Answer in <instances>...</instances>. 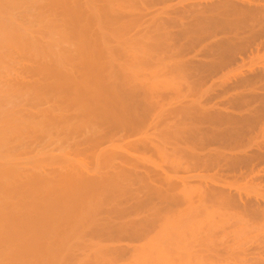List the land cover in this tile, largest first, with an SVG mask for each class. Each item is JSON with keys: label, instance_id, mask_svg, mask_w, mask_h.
I'll list each match as a JSON object with an SVG mask.
<instances>
[{"label": "bare ground", "instance_id": "obj_1", "mask_svg": "<svg viewBox=\"0 0 264 264\" xmlns=\"http://www.w3.org/2000/svg\"><path fill=\"white\" fill-rule=\"evenodd\" d=\"M30 1H32V0H30ZM35 1H34V3L37 4L38 0H35ZM41 1H43V0H41ZM41 1L39 0L40 3H41ZM45 1L46 0L43 1L44 5L42 4V6H40L41 5L40 4L39 6H40V8L43 7V9H41V11H45L43 13H45L47 15V18H44V17H46L45 14H44V17L40 16V14L42 15L43 13H41V11L39 10L40 8L36 6L35 8H38L37 11L39 10L40 14H39V12H38V14H36L37 15L36 19L35 18L33 19V17H36L35 13H34L33 17L31 16V15H33V13L30 14V16L32 17V19H31L30 16L28 15L29 13H26L27 14L26 18H28V17L30 18L29 20H27V19H25V16L23 17V14H24L23 12H25V10L28 11V9H30L29 7H31V9H33V7H34L33 2H32V4H30L29 0H0V54L2 53L0 55V71H1V66H2V69L5 68L4 71L7 69L5 73L11 72L10 69H13L12 68L13 66L12 67L10 66L11 65V64H9L10 61H11L10 63H12V61H14V62L18 61L17 63H19V61H22L21 58H20L21 60H18L19 56L24 58V56L27 57L28 54H30L29 57L32 58V59L30 58L31 59L30 60L31 62L29 63L30 67L28 65L29 68L23 69L24 75H26L27 77H28V75L29 76L31 75V77L38 76L37 80L35 79L36 80L35 82H30V84H28L29 83L28 82L25 85L23 82H25V79L27 77L25 78L23 73H21V75H20L18 73L19 71H15L13 69L14 76L10 75V77L8 76V79H7L9 81V83L4 81L5 78L3 79V75H2V73L4 74L3 70L1 71L2 73H0V78L3 79V81L1 83H4V82L6 83V85L4 87L0 88V105H2V107L0 106V109L8 106V107L2 109L4 111V113L2 110L0 111V116H1L0 117V160H1V162H0V189H2V190L10 189V192L12 193V194L10 193V195L20 196V197H22L24 195L27 196V193L28 194L31 193V195L32 194L37 195L41 192L45 193L46 191H48V192H51V195L47 192L49 194L48 198H49L50 202H51V197L55 194V192L53 193V191L58 192L59 190H62V191L63 190H68V191L71 190L70 193H73V194H71V195H74L73 197L71 195L68 196L69 195L68 194L67 198H65L63 200V198L67 194L66 193L65 195H63L64 196L63 198L61 197V199L63 200V203L60 199V201H61L60 205H61V203L63 205L65 204L64 205L65 208L62 206H59L58 205L59 202L57 203V201H56L57 204L54 203L53 200H52L53 203L47 202L46 206L49 207V205H50L51 206L50 209L52 211L54 210V208H55V211L61 210V212H62V210H63V212H62L63 214H64V209H67L68 214H67L66 218L69 220H72V217H70V216L74 215L72 213L73 210L75 213L76 208H77V210H79L81 208H82L81 210H83L85 208V209H87V214H89L88 211L91 212L90 216H87L89 218V220L87 218V220L84 219V221L83 220L81 221V219H82L81 216H80L81 219L79 217V219L76 218L75 220L78 219L77 222L79 221V223L81 225L84 223L85 226H87V224L85 222H89V224H88L89 227H90V225H91V227L94 224L97 225L96 223L98 222L97 220H99L98 219L99 217L98 218H95V217L98 216L97 215L98 212L100 213V211H99L101 209L100 203H104L108 206H111V209L108 212H105V214L106 213L109 215L113 214V216L118 215V216H121L122 218H125L126 216H129V214H132V213L135 214V212L139 208H144V207L146 208L147 206H151V209H149V212H147L148 214H147L146 219H144L143 221L132 222V223L130 222L131 224L128 222L130 225L129 224H126V225L123 224V226L121 225V223H120V226L119 225L116 226L117 224H115L116 227H114V226L112 227L113 232L112 233L110 232V235L112 234L111 237H113V234L115 235V233H116L115 236H118L117 234H119L121 238H124V237L130 238V239L133 238L134 240H137L138 238H142V240H143V239H146L149 236V234H151V232L156 227H161V229L156 234H154L152 238H151V235L149 236L150 238L149 237L147 238V239H149V240H147L148 243L147 242H145L146 244L144 243L146 246L144 245V247H143V245H142L141 246L142 248L139 247L140 249L138 248V250L134 249L135 253H131V254H135L134 256L133 255L131 256V257H133V260L131 261V259H129L131 261L130 263H132V264H138L139 262H140V264L145 263V262H141L139 260V258H142V257L144 258V256H145V258L152 260L150 262V264H152V263L153 264H174L173 262H175V264H178V263H180V264H251L252 260H254V264L258 263L259 259L257 257H254L255 254H250V253L248 254V252H247L248 250L246 251V248H245L248 242L245 241L244 238H246L248 236L245 237L244 233H246V231H247L246 227H245L246 224L250 222V221L249 222H246V221H248L247 219L250 217L249 215H251V213H252V212L250 213V207H251L250 204L251 203L244 201V199H242L243 196L241 195V193H239L238 196H234V195L230 194L229 192H226L224 190V188L222 189V188H218V186H217V188L212 186V184L215 183L218 178L221 177V179H222V176L217 174L218 176H220V177H217L216 173H218V171L216 173H213V174H208V171H210L212 168H214L215 161L218 158L223 157L224 155L222 156L221 150L218 148H212L209 150H202L201 144H199L200 142H198L197 144L195 143V139L197 137L200 140V136H198L199 131L197 132L198 128L196 129L194 127L195 128V130H194L191 127L189 129V127H188L189 130L185 131V129H187V128L183 127V124H182L183 121H181V119H182V117L184 118V116H182L184 113H182V111H185L184 107H186V106L183 107L181 105L183 107V109L181 108V106H177L178 108L180 107L178 109L175 105L176 104L178 105L177 99L184 100V98L187 97V94H185L186 97L182 98V96H184L182 94L184 92L183 87L186 84L181 83V82L175 83L178 81V80H176V78H175V81L173 79L172 80L169 79L170 77L168 78L167 76H169L170 74L168 75L167 73L163 72L164 70H162V68H164V66H163L164 64L163 65L161 64L162 61H160L161 63H159V65L161 64L163 66L161 68L162 72L159 76L162 77L163 74L164 75L166 74V76L163 75L162 80L157 75L158 79L153 81V82L151 81L152 83H150L149 79H148L149 83H147L148 82L147 80H146L147 82L146 81L144 82L143 79H145L147 77V74H145L144 76L142 74V76L144 78L140 80L139 77H142V76L141 75L137 76L136 74H134V73H136V71L134 69L136 68L137 64H138L139 68L140 67L144 68V66H146L147 62H145V61H147L146 59L148 56L147 46H145L146 50L144 47V51H146L145 53L147 55L146 56L144 52L143 53L141 52L143 50L142 49L143 46L141 47V45L139 46L141 48V51L139 50L140 48L138 50H139L140 54L141 53L143 54V57L145 59L141 56L142 54L139 55L140 58L142 57L141 60H143V61L139 60L140 61L139 62L138 60H136V62H139V63H136L135 68L133 69L135 71L133 73L134 76H132L133 74L131 71H133V70L130 69V67L132 68V65L129 66V64L131 62L132 63L134 62L135 57H136V59L139 58L138 57L139 52L137 51V49L131 50V47H130V49L128 50L130 52H127V51H125L126 49L124 48L127 44L124 43L125 46L123 48L125 49L124 50L125 52L123 51L122 47L120 48L121 50L120 49L116 50V48L115 49L113 48V50L111 48H109V49L107 48V50L105 49L104 51H102L101 49L105 48V46H104V48L102 47V44L104 43V39L103 40L101 39V38H104L102 36L99 37L101 40L99 39L100 41L98 42L101 45V46L99 45V48H101V47L102 48L100 49V51H98L99 48L97 46L96 50L98 52L97 51L94 52L95 54H93V55L96 57L98 56L99 58H101V56H103V58H104V56H105V58H107L108 61H109V59L111 60V58H113L115 56L118 57L117 55H119L118 58L120 59V61H121V56H123L122 57L123 62L125 59V60H127V62H129V64L127 63V65H125V67H120L121 69L119 68L120 72L122 71L121 74H119V70H117L118 72L115 73L114 75L103 74V72H102L103 70L100 67L101 73L98 71L97 74H94L92 76L89 75L88 76L89 78L86 79L85 81H83L84 79L80 78L83 81V82H81L80 79H78L76 76L77 75L79 76L81 73L85 74V73H83V71L85 69L87 71V68L92 67V69H93V64H92L93 62H90V61H93V59H92L93 57L91 58L92 60L89 61V64H92V66L89 67L87 65L88 59L87 58L84 59V57H85L84 55L82 58L80 56V58H81L80 59V65L81 66H80L79 64L74 62L76 59H74L70 55L67 56L65 54V52L68 51V54H70L72 52V51L70 52L68 50V48L71 49V47H72V46L71 47L69 46V43H70L71 39H72V43H73V39H75V37L72 38L73 35L69 36V34H71V33L73 34V32H74V36H75V35H77L78 32H82V35H84L83 31L80 28L81 31H78L76 33L77 28L75 26L76 29H74L73 32H71V33L68 32V36H66L67 34H66V28H65V30L64 29L63 30L65 31L66 35H65V37H63V36L58 35L59 34L58 29L56 30L55 28H57L58 26L60 27L61 25H64L66 27L67 25L70 24L69 28L71 27L73 29V26L75 24H77L76 22H79L81 20H85V21L87 20V18H88L87 17L88 16L87 11L89 9L87 10V5L85 3H84V5H86V6L79 7V5L77 4L78 0H67V1L66 0H54V3L52 2V0H47V2H45ZM49 1H51L53 4L50 3ZM103 1H105V0H103ZM112 1H109V3H107L106 6L109 4L108 7L110 8V5L113 4ZM119 1H121V0L115 1L114 5L115 6L121 5V2H120V4L119 3L116 4V2H119ZM123 1H124V3L126 2L125 4L127 5V7L130 6V8L128 9L130 11V9L131 10H133L135 8L137 9L139 7L138 6L139 4L141 7V4H143L144 0H142V3L139 0V2H140L139 4L137 2L138 0H136V1L135 0H122V2ZM145 1L147 2V0H145ZM148 1L149 2H147V3H148V6L150 7V10H149L150 12L147 11V9H149L148 6H147L146 10H142L141 12L146 13V11H147V13L150 14L151 12L153 13L154 9L151 8L150 0H148ZM155 1L158 2V0H154L152 4L156 3ZM159 1L161 2L163 0H159ZM110 2H112V3L110 4ZM219 2H220V0H219ZM230 2H232V0H224V4L221 7L208 5V7H206V14H208V16L211 18H214V15L219 16V17L224 16V17L230 18V16L233 13H238L237 11L235 12L236 9L235 10L230 9V7L232 6V5H230ZM45 3L46 4L48 3V4L45 5ZM234 3H235V1H234ZM23 4L25 5V7ZM125 4H123L124 8H125ZM146 4H144V9H145ZM21 5L24 8L22 10H20ZM167 5L164 6V10L165 9L167 10V8L169 7V4H167ZM183 5H184V3H183ZM183 5L181 4V6H183ZM114 7H112V8H114ZM132 7H133V9H132ZM170 7H172V6H170ZM243 7H245V6H243ZM50 8L51 9L53 8L52 12L54 9H58V10H60L58 12H61V9H62L63 13L61 12V14H59V20H58V17H56V16H54V18H49V15L51 17H53L52 14H48L51 12ZM104 8H105V4L103 6V9ZM112 8H110L109 11L107 8V11L110 13ZM118 8H120V6ZM16 9H18V11H16ZM121 9H123L122 5H121V8L118 10V12H120ZM138 9L136 11L133 10L134 15L141 14V12L138 13ZM182 9H184V8H182ZM13 10L15 11V13H13ZM48 10H49V12H48ZM126 10H127V8H125V11ZM151 10H153V11H151ZM168 10H169V8H168ZM33 11H36V10L33 9ZM95 11H96V9H95ZM133 11L131 12V14L133 13ZM165 11L162 12V9L160 10V12H162V13H165ZM248 11H249V9H247L245 12H248ZM250 11H252V9ZM250 11L248 12V14H250V13L253 14V12H250ZM17 12L18 13L21 12L22 15L18 16ZM108 12H107V14H108ZM121 12L123 13L122 10H121ZM135 12H137V13L135 14ZM115 13H116V11H115ZM128 13L125 12L124 16L125 15L128 16ZM152 13H151V16H152ZM162 13L161 14L159 13L160 15L155 16V14H156V12H155V14L153 13L154 14L153 17L154 18L156 17L157 18L156 20H158V19L160 20L159 16H163ZM186 13H187V11H186ZM15 14H16V17L18 16V19L15 17ZM63 14L64 15L66 14V15L63 16ZM131 14L129 16H131ZM146 14H144L143 16L139 15L138 17H140V18L142 17V20H143V18H146L148 16V14L147 15ZM60 15L63 16L62 17L63 19H61ZM102 15H103V13H102ZM116 15H118L116 17H118L119 19H121V17H123L121 20L124 19L123 14H116ZM119 15H121V17H119ZM134 15H133V21H132V19L131 20L129 19L132 22L131 23L129 21L130 22V25H128L129 27L127 25H125L126 23L122 22V24L124 23V25H125V27L122 28L123 32H125V31L128 32L131 30V32L133 33L134 30H132V29L134 28L135 25L138 27L137 24H139L138 29L140 30V27H141L140 23L142 20L139 21V19H137V17L135 19ZM164 15H166V13ZM22 17L24 20H27V24L30 23V24H32V26L30 24H29V26H27L25 21H23L24 22V24H23ZM64 17H66V18H64ZM243 17L244 18L246 17L245 13H244ZM206 18H207V16H206ZM237 18L238 17L236 16V19ZM239 18H238V20H239ZM151 19H153V18L151 17ZM181 19H182V17L180 18V21H181ZM18 20H20L21 23ZM33 20H36V21L38 20V22H35L36 25L37 24L39 25L38 28H37L38 25L36 26L34 23H32V22H34ZM96 20H98V19L96 18ZM111 20L115 21L114 17H113V19L111 18ZM209 20L211 21V19H209ZM234 20H233V22H234ZM100 21H99V23H100ZM151 21H153V20H151ZM129 22H128V24H129ZM134 22H135V24H134ZM181 22H183V21H181ZM225 22H227V21H225ZM42 23H43V25H41ZM86 23L88 24V22H86ZM86 23L84 22V30L87 29ZM95 23L97 24V21ZM95 23L93 24L94 26H95ZM33 25H34V27H33ZM88 25L90 26V22ZM256 25H257V23H256ZM30 26L32 28H35V29L37 28L36 30L38 31V33H39V31H41L40 34H43V31H44V33L47 32V34L52 36V35H55V32H56L57 41H55V37H54V40L51 38L54 42L50 41L49 43H46L45 44L46 46H45L43 44V41L41 40V38H43V40H44V37L46 36V34L43 37L41 35V38H40V40L42 41L41 42L38 38L39 36L37 37V35H36V37H34V35H35V33H37V31L35 29L34 30L31 29ZM104 26H106V24ZM136 26H135V28H136ZM25 27H27L28 29H26ZM61 27H63V26H61ZM23 28H24V30H22ZM29 28L31 29V31L29 30ZM71 28L69 30H71ZM90 28L92 29V27H90ZM90 28H88V31ZM128 28L130 30H128ZM142 28H141V32H139L141 36H142V33H144V30L142 32ZM123 29H125V30H123ZM145 29L148 30V28H145ZM149 29H150L149 34H148V32H146L143 35L145 37H147L146 35L148 34V39H151L152 36H150V35L156 36V33L152 34V32L154 30L153 27L149 28ZM156 29H157V27H156ZM69 30H67V31H69ZM23 31H25V32H23ZM96 31H97V29H96ZM118 31H119V29H118ZM136 32H137V30H136ZM154 32H156V31L154 30ZM90 33L91 32L89 31V34ZM119 33L122 34L121 31ZM139 33L135 34L136 37H137V35L139 36ZM160 33H162L161 29H157V35ZM89 34H86V36ZM92 35H94V34H92ZM122 35H124V33ZM135 35H133L132 38L129 37L130 39H128V40L130 42L134 41V39H136L135 40L136 42L140 41V40H137ZM58 36H60V37H58ZM144 36H143V38H144ZM94 37H96V35ZM162 37H164V36H162ZM126 39L127 38H125L124 40H126ZM46 40H48V39H46ZM93 40H98V39L96 38ZM74 41H77V40H74ZM38 42H41L42 45H44L45 47L41 46ZM44 42H45V40H44ZM90 42H91V40H90ZM93 42L95 44V41H93ZM140 42H138V43H140ZM146 42L144 45H146ZM75 43H78V42H75ZM75 43H73L71 45H74ZM82 43H84L83 40H82ZM109 43H110V41H109ZM167 43H169V42H167ZM38 44L40 45V47H43V49H40ZM62 44H63V46H62ZM94 44H93V46H94ZM60 45H61V48L59 47ZM108 45L109 44H107L106 47H109ZM93 46H91V47H93ZM149 46H151V45L149 44ZM149 46H148V51L150 54L151 49L149 48ZM38 47H39L38 52H36L35 50H37ZM85 47H87V46H84V48ZM126 47H127V49L129 48L128 46H126ZM152 47L153 46H151V48ZM51 48H54L55 50H51ZM134 48H135V46H134ZM9 49H11L12 51ZM75 49H77V51L79 53L84 51L83 48H81L80 46H79V48H75ZM81 49L83 51H81ZM32 50H33V52H32ZM115 50H116V52H115ZM175 50H177V49H175ZM175 50L173 52H175ZM10 51H11V53H10ZM107 51H111V52L113 51L114 53H110V55L107 54V56L109 55L108 57L112 56V54H113V57H110L108 59V57L105 54V53H107ZM119 51H122L121 53H125V54H121ZM14 52H17L16 53L17 55L19 53L18 57L16 56L14 58V56H13V55H15ZM32 53H33L34 57L31 56ZM75 53H77V52H75ZM164 53H166V52H164ZM179 53H180V51H179ZM179 53H177V54H179ZM84 54H86L85 51H84ZM136 54H137V56H136ZM93 55H90V56H93ZM159 55H163V54H159ZM157 56H158V54H157ZM174 56H176V55H174ZM87 57H89V56H87ZM126 57L131 58L132 59L131 62H130V59L128 61V58H126ZM150 57H152V55H150L148 58L149 59V61L147 63V64H149L148 67L156 64V60H154L155 62L153 60H151V62L152 61L153 62H152V64H150ZM40 58H42V59H40ZM133 58H134V60H133ZM27 60L29 61V58ZM116 60H117V58H116ZM7 61H8V63L6 66L5 63ZM24 61H22V62L24 63ZM72 61H73L72 67L74 66L73 64L75 63L76 66L77 65L80 66L81 72L79 71L80 68L78 66H77L78 69L76 68V66H74V68H71L70 62H72ZM113 61H114V59L111 61V63H113ZM2 62H3V64H2ZM22 62H21V64H22ZM27 63L28 62L26 61V65H27ZM115 63L116 62L114 61V64H112V65L114 66V69H116V68L118 69L119 65L117 67L116 66L117 64H115ZM124 63H126V61ZM102 64H103V62H102ZM104 64H105V62H104ZM120 64H121V62H120ZM12 65H13V63H12ZM108 65L110 66V62L107 63V66ZM102 66L104 67L105 65H102ZM127 66H129V68H126ZM100 68L98 65L96 70L94 69V73H95V71H97V69L100 70ZM109 68L106 69V71L109 70ZM122 68L124 69L125 72H123ZM158 68L160 69V66L159 67L155 66V69L157 70V72H160L161 70H159ZM177 68H178V66H177ZM111 69H112V71L114 70L112 67H111ZM166 69H165V71H166ZM126 70H128V71H126ZM129 70H131L130 71L131 75L128 74ZM153 70H154V68H153ZM20 71L23 72L21 69H20ZM90 71H92V70H89V73H90ZM109 72H111V71H109ZM15 73H16V76H15ZM75 73H76V75H75ZM87 73H88V71H87ZM98 73H100L101 75ZM172 73H174V71ZM151 74L154 76L155 72H154V74L153 73H151ZM148 75H150V74H148ZM150 76H148V78H150ZM5 77H6V75H5ZM11 77L12 78L14 77L13 81H16L14 84H12L13 81L10 82L11 80H9V79H11ZM15 77H18L19 79H21V81H17V79ZM136 77H138V78H136ZM164 77H167V78L165 79ZM171 78H173V76ZM23 79H24V81H22ZM50 80H54V83H52V82L49 83L48 81H50ZM16 86L19 88L22 87L21 89L24 92L23 93L21 92V93L23 95L26 94V96L23 97V99L24 98L26 99V100H24L25 102H28L30 97L32 99H34V101L37 100V104H39L40 101L42 102V99L47 101V100L53 98V100L59 99L58 101L61 102V106L59 107V109H57L58 105H59L58 104L57 107L55 108V110H50L51 109L50 108L49 110L38 111L37 108L40 105L37 106V104H33V105H36L37 107L33 108L30 112L28 110L25 111L26 108H22L21 107L22 104L21 105L18 104V107H12V106H17L19 99L22 98V96H21L22 94L21 95H18V93L13 94V95L10 94V93L16 92L15 91ZM166 87L168 89H165ZM186 87L188 88V90H187L188 93L190 91L192 93V91L194 90V86L192 88V86L186 85ZM169 89L172 90L173 96H169V98H167L168 96L165 97L164 93H166L167 91L169 93ZM189 89H190V91H189ZM4 91H7L8 93L10 92V93L8 94ZM135 91H137V93H138V91H141L138 93V94H141V96H143V94H144L142 100H141V96L139 98L138 97L139 95L134 94ZM195 92L198 93V90H195ZM195 92H194V94H195ZM170 93H171V91H170ZM7 94L9 95V97ZM3 95H4V97H3ZM14 95H15V98L16 97H20V98H18V99L16 98V101L14 102V103L17 102L16 105L15 104L11 105V110L7 111V109L9 108V105L11 104L10 101L13 103V101L15 100L14 99L12 101V99H10V96L12 97ZM135 95L137 96L136 101H138L140 99L139 102L141 101V103L144 105L142 108H141V106L139 107L140 110L142 109L140 112L136 111L138 109V107H136V110L134 109L135 105L133 104V102H135V99L133 98V101L131 100L132 96L135 97ZM174 95H175V97H174ZM179 96L181 98H179ZM170 97H172V98H170ZM8 99H10V101ZM2 102L4 104H2ZM139 102H136V105L138 104V106H139L140 105ZM6 104H9V105H6ZM165 104H167L168 107L164 109ZM19 105L24 110L23 111L24 113L18 112V111H20ZM189 105H190V103H189ZM191 105H192V103H191ZM193 106L195 107V102L192 105V107ZM23 107H25V106H23ZM18 108H19V110H18ZM22 109H21V111H22ZM138 111H139V109H138ZM25 112H26V114H25ZM39 114L42 117V119L40 118L41 119L40 121L38 119V117H40ZM179 117H181V119ZM18 118H20L22 120V122H20L21 120ZM17 120H19V121H17ZM5 123L8 125L7 127H5L6 126ZM52 130H54L55 133H52L51 132ZM50 132H51L50 138H48L49 135L47 136V134H49ZM195 132L197 133V135H195ZM184 133L185 134L188 133L189 136L191 134H194L197 137H194L192 135L194 137V141H192L193 139H191V140L189 139L190 140V142H189V140L185 141V139H184L185 143H183V142H181V140L184 136ZM23 136H25V137H23ZM45 136L47 137V139H49L48 140L49 143H47V144H51L52 142L53 143L57 142L58 146L61 148L63 141L72 140L75 142V143H73L74 148L72 150L67 148L69 155H68V153H66L67 152L66 149H63V147H62V149H61L62 151L57 155H55L54 153H53L54 155L53 154H46V152H45L43 155H39V156L36 155L34 157H31V158L26 157L24 160L21 158L16 159L17 157H15V155L18 152L20 153V155L23 154V153L21 154V151H23V150H24L23 152H25V153L28 152L26 145L30 141L29 139H31V140L32 139H39V140L42 139L43 140V138L45 139ZM7 137H11L12 141H11V139H9V141L8 142L6 141L7 142L6 143L5 140L8 139ZM15 137L16 138L18 137V139H19V137H20V139L23 137V139H25V140L28 139V141L26 140L25 146H24L23 145L24 144L23 139H22V144L20 143L21 142L20 139L19 140L16 139L15 141L18 142V143H16V146L18 145V147H19V145H20V147H21V145H22L21 151L20 150L18 151L16 149V147L13 146L12 151H10V153H9L7 147L15 145L13 142ZM184 137H187V136H184ZM130 138H133V139H130ZM199 140H196V142ZM191 141H192V143H191ZM105 143H109V146L108 147L105 146V148H101V145L105 144ZM11 148L12 147H10V149ZM14 148H15V150H14ZM65 148H66V146H65ZM4 149H7L6 150V151H8L7 154H5L6 151ZM13 150H14V152H13ZM44 150H45V148H44ZM2 151H3V153L5 152L4 154L6 155L7 159L9 157L8 160H6L5 156H3L4 154L3 155L1 154ZM11 152H13V153L11 154ZM8 153H9V156H8ZM10 155H12V156L10 157ZM17 156H19V154H17ZM2 160H4V161H2ZM220 160H221V158H220ZM3 162H5V163H3ZM217 162H216V164H217ZM162 164L168 166V171H166L162 168ZM26 168L28 169L27 173L28 172L29 173L28 174L26 173V176H25V174L23 175L21 172ZM182 169L188 171L189 173L192 171H195V170L198 172H197V174H191V175H188L186 177H178L177 173ZM140 170H144V173H143V171H141L143 173V174H141ZM203 171L206 173H201ZM22 176H24V177H22ZM132 186H136L137 189L133 190ZM235 190H237V189H235ZM240 191H241V189H240ZM257 195H258V193H257ZM14 196L11 198L12 200L13 199L15 200ZM261 196H259V197H261ZM68 197H70V198L72 197V202L70 201L71 205L67 204V202H69V200H70V198H68ZM34 198H35V200H34ZM34 198H33V200H34L33 203L35 202L34 203L35 206H36V204L37 205L43 204V203L46 204L47 199L45 200V197L43 199L40 198L39 202H38V200H36L37 197H34ZM262 198H264V196H262ZM43 200H45V201H43ZM6 201H7L6 198H4L2 200L0 198V204H2L3 202H6ZM248 201H250V200L248 199ZM254 203H255V201H254ZM178 204H181V205L183 204L185 206L184 210L182 209V212H180V213L183 214V212H188V213H190V215L184 216L182 214H179L177 217H172V215H170V214L173 212L174 207ZM57 205L59 206L58 210L56 209L58 207ZM29 206H30V204H29ZM53 206H54V208H53ZM99 206H100V209H99ZM161 206H166V207L162 209ZM61 207H62V209H61ZM85 209H84V211H85ZM2 212H3V210H2ZM4 212H5V210H4ZM69 214H70V216H69ZM95 214L97 216H95ZM259 214H261V213H259ZM64 215L66 216V212ZM77 215L78 214H76V217H77ZM176 215H177V213H176ZM217 216H218V219H216ZM13 217H14V215H13ZM108 217H110V216H108ZM200 217L202 218L203 222L207 221L206 222L207 224L205 223L206 226L203 227L204 224L200 222V220H201ZM213 218H215V221L213 220ZM182 219H184L185 221H183ZM192 219L198 220L201 223V225L199 224L197 227L198 232L202 231V228H203V230L212 231L211 234H209V235L207 234L206 236L201 237L202 239L201 238H198L199 240L197 239L198 240L197 245L199 244L200 249L197 248V245L195 243L197 240H194V236L196 235L195 233H198L197 231H195V233H193V231H194V229H196V227L193 229L194 226H192L193 231L190 230L192 232L191 234L193 236L187 235L188 233H186L183 236L186 229H185V231L183 230V232H182L183 234L181 233V230H180L181 227L189 224L188 221L191 222ZM231 219L232 220L234 219L235 220L234 223H237V224H234L235 225L234 229H235L236 233L238 231V234H236L237 235L236 236L234 233L236 238L235 239L233 238L232 243L227 244V242H228L227 240H230V238H226L225 240H224V238L227 236V233H229L230 231L226 232V233L222 232L223 234H221V236H220L222 238H220L218 236L219 234L216 235V233H214V231L216 229H218V226L221 227V225H222V223H224V221H226V220L231 221ZM106 220H107L106 223L108 224L109 220L108 219H106ZM177 220H179L180 222L183 221V222H185V224L184 223L180 224V225H182L180 228H179V226H177V229L175 227L173 229L172 226H174V225H172V226H170V225L172 223H175ZM216 220H217V222H216ZM220 220H221V222H219ZM222 220H223V222H222ZM249 220H251V219L249 218ZM101 221H100V224H101ZM213 221H214V223H216L215 225H213L214 224ZM186 222H187V224H186ZM219 223H221V224H219ZM95 225H94V227H95ZM111 225H112L111 222H110V226L105 225V222H104L105 227L109 226L111 228ZM168 226L171 228H168ZM200 226H202V227H200ZM215 226H217V227H215ZM79 227H80V225H79ZM79 227L77 226V229ZM96 227L94 229H96ZM248 227H250V226H248ZM183 228H185V227H183ZM252 228H253V226H252ZM221 229H223V228H221ZM231 230H232V232L234 231L233 226H232ZM243 231H245V232H243ZM104 232L106 233V231H104L102 229L99 231L97 230V234L98 235L100 234V236H101V234H103V236H104ZM179 232H180V234H179ZM72 233H74V232H72ZM72 233L70 232V233H68V235L69 236L71 235V237H74L75 235H77L76 231H75V233H76L75 235L74 234L72 235ZM79 233L80 234H78V235L80 237H81V235L83 236V233L81 234L80 230H79ZM242 233L244 235H242ZM97 234H96V236H97ZM108 234H109V232H108ZM108 234L105 236L107 237ZM189 234H190V232H189ZM205 234H206V232H205ZM79 236L78 237L75 236L74 238L79 240ZM185 236L189 237L190 242H191V239L194 240L195 244L193 243V246L191 244L188 246V243H189L188 240L189 239L187 238L188 239L187 240L185 238ZM216 236H218V237H216ZM223 236H224V238H223ZM86 237H87V235H86ZM93 237H95V235ZM93 237H92V239H93ZM84 238H85V235H84ZM81 239H83V238L81 237ZM184 239L186 240V242H188L187 245L185 244ZM200 241H201V243H200ZM89 245L94 246L92 244V242H90ZM195 245H196L197 250H201L200 253L198 252L199 254L193 253V251H194L193 249H194ZM97 248L98 247L94 246V249L96 250V252H97V250L99 252L101 249L100 248L97 249ZM93 252L96 254L95 251H93ZM195 252H196V250H195ZM7 254H8V252H7ZM97 256H98V254H97ZM97 256L95 255L94 258H96ZM122 257H123V255H122ZM97 260L98 259L96 258V262H98ZM124 261H123V263H124ZM112 262H114V261H112ZM115 263H116V261H115ZM107 264H112V263L107 262ZM127 264H128V262H127ZM145 264H147V263H145Z\"/></svg>", "mask_w": 264, "mask_h": 264}, {"label": "rangeland", "instance_id": "obj_2", "mask_svg": "<svg viewBox=\"0 0 264 264\" xmlns=\"http://www.w3.org/2000/svg\"><path fill=\"white\" fill-rule=\"evenodd\" d=\"M34 1L35 0H32V1L29 0V3L32 4V2L34 3ZM43 1H41V3H40L38 0L37 4L34 3L33 9H35L36 11H33V9H31V7H29L31 10L30 9H28V11L25 10V12H23L25 14V15L23 14V17L25 16V19L29 20L30 18L32 19V17L34 16V13H35V15L38 14V12L40 14L41 9H43V7L40 8V6H42V4L44 5ZM109 1H112V0H105V1H103V0H98V1L97 0H81V1L78 0L77 4L79 5V7H81V6L83 7V6L87 5V10L89 9L88 10L89 12L87 11V15H88L87 20L86 21L81 20L79 22H76L77 24H75L73 26V29L70 27L71 30H69L70 24L67 25L66 27L64 25H61L63 27L58 26L57 28H55L56 30L58 29V33H59L58 35L63 36V37H65L66 34H67L66 36H68V32L71 33L76 28L77 29L79 28L78 30L76 29V33L78 31H81L80 28L83 31L84 35H82V32H78L77 35H75V36H74V32H73V34L72 33L69 34V36L73 35L72 38L75 37V39H73V43H75V42H78V43H75L76 45L75 44L71 45V44H73L72 39H71L69 46L70 47L72 46L73 48L72 47H71V49L68 48V50L70 52L71 51L72 52L70 54H68V51H66L65 54L67 56L70 55L71 57L76 59L74 62L79 64V65H80V59L84 55L85 56L84 59H86V58L88 59L87 65L90 67L93 64V69H92V67L87 68L88 73L85 69L83 71V73H85V74L81 73L79 76L77 75L76 77L78 79H80V78L84 79L83 81H85L86 79L89 78L88 77L89 75L92 76L94 74H97L98 71L101 73V68L103 70L102 71L103 74H106V75L107 74L114 75L115 73L118 72L117 70H119V74H121L122 71L120 72V69H121L120 67H125V65H127V63L129 64V62H127V60H125V59H124V62L126 61V63L123 62V58H122L123 56H121V61H120V59L118 58L119 55H117V54L116 55L118 57H116V56L113 57V54H112V56H110V57H113V58H111V60H110L109 59L110 57H108V56L110 55V53H114L113 51L112 52L107 51V53H105L106 56H107V54H109L107 56L109 61L107 60V58H105V56H104V58H103V56H101V58H99L98 56L97 57L94 56L93 54H95L94 52L97 51L96 50L97 46L99 48V45H100L98 42L101 39L102 40L104 39V43L103 44L101 42L100 43L102 44V47L104 48V46H105V48L101 49L102 48L101 47V48H99L98 51H100V49L102 51H104L105 49L107 50V48L108 49L111 48L112 50H113V48L114 49L116 48V50H118L122 47L123 51L126 49L125 51L130 52L128 50L131 47V50L137 49V51L139 52V50L141 51V48L139 47L141 45V47L143 46L142 47L143 50L141 52L145 53L146 51H144V47L147 46L148 56L145 53V55L147 56V59H146L147 61H145V60L144 61L148 63V61H149L148 58L150 55H152V57H150V64H152V62L154 60H156L157 65L156 64L151 65V66H149L150 67L149 68L148 67L149 64L146 63V66H144V68L143 67L139 68L138 64L136 65V63L143 61V60H141L143 57V54L141 53L142 54L141 55L139 52L138 57H139V55H141L142 57L141 58L139 57L137 59L135 57V60L133 58L134 64L131 62V60H132L131 58L126 57V58H128V61L130 59V62L132 63V64L131 63L129 64V66L132 65V68L130 67L131 70H133L135 68V65H136V68L134 69L136 71V73H134L135 72L134 70L133 71L129 70L128 74H130L131 72H132V74L134 73L137 76L138 75L142 76V74L144 76L145 74H147V77L145 79H143L144 78L143 76L139 77L140 80L143 79L145 82L146 80L148 81V79H149L150 83H152L153 81L158 79V76L161 74L162 70H164L163 71L164 73H167L168 75L170 74L169 76H167L168 78L170 77L169 79H171V80L173 79L175 81V78H176V80H178L175 83L181 82V83H184L186 85L192 86V88L194 86V90L192 91L193 94L191 93L190 89H189L190 92L189 93L187 92L188 88L186 87V85L183 87L184 92L182 91L183 92L182 94L184 96H182V98L186 97L185 94H187V97H186L187 99L186 98H184V100L177 99L178 102L177 101L176 102L178 103V105L175 103L176 104L175 106L176 107L181 106V105L183 107L186 106V107H184L185 111H182V113H184V114L183 115L181 114L182 116H184V118L183 117H182V119H181V117H179V118L181 119V121H183V123H182L183 127L187 128V129L184 128L185 131H188L190 129V127L193 128L194 130H195V128L196 129L198 128L197 132L199 131L198 136H200V140L197 136H195V135H197L196 132H195V135L191 134L190 136L188 133L185 134L186 133L185 132L184 136H187V137L183 136L181 142L185 143V141H187L189 139L190 140L193 139L192 141H194V137H197L195 139V143L197 144L198 142H200L199 144H201L202 150H209L212 148H218L221 150V154H222V156L223 155L224 156L220 157L221 160H220V158H218L215 161L214 168H212L210 171H208V174H213V173H216L218 171V173H216V175L218 174V175L222 176V179L220 176L217 175V177H220V178H218L219 180L217 179L216 182L214 181L215 183H213L212 186L216 187V188H217V186H218V188H222V189L224 188V190L226 192H229L230 194H232L234 196H238L239 193H241V195L243 196L242 199H244V201H246V202L251 203L250 204V206H251L250 207V213L251 212L252 213H251V215H249L250 216L249 218L251 220H249V218L247 219L248 221H246V222H249V221L250 222L247 223L245 226L246 230H247L246 233H244L245 235L243 233H242V235H244L245 237L248 236V237H246L247 239L244 238L245 241L248 242V243L246 242L247 245L245 247L246 251L248 250L247 251L248 254L249 253L255 254L254 257H257L259 259L258 260L259 262L256 264H264V198H262V196H264V0H232V2H230V5H232L230 7V9L231 10L236 9L235 12L237 11L238 13H233L230 16V18L224 17V16L219 17L216 15H214V18H211L208 16V14H206V7H208V5L221 7L224 4V0H220V2H219V0H217V1L216 0H165V1L163 0L161 2L158 0V2L155 1L156 3H154V4H152L154 0H152V1L150 0L151 8L154 9V11L153 10H151V11H153L154 14L156 12L155 16L160 15L163 11H165L166 9L164 10V6L169 4L168 8L170 11L167 8V10L165 11L166 15H164L165 13H162L163 16H159L160 20L159 19L156 20L157 18L153 17L154 14L152 12H151L152 16H151V13L150 14L147 13V11L150 10V7L148 6V3H147V2H149L148 0H147V2L145 0L143 1V4H141V7L143 6L142 8L140 7V4H139L140 2L142 3V0H140V2H139V0L137 1L139 4V5L137 4L139 7L136 5L139 8V9L137 8L138 13H140L142 10H146L147 6L149 7V9H147V11H146L148 16L146 18H143V20H142V17L140 18L138 16L139 15L143 16L144 14H146L145 12H141V14H139V15H137L136 14L137 12H135L136 15H134L133 10L136 11L137 9L136 8L133 9V7H132L133 10L130 9V11H129L128 9L130 8V6L127 7V5L125 4L126 2L124 3V1L122 2V0L119 2H116V4H118V3L120 4V2H121L122 8H123L121 10L123 11V13L121 12V10H120V12H118V10L121 8V5H117V6L114 5L115 1H117V0H115V1L113 0L112 1L113 4H111L112 2H110V4H111L110 8H112L114 6L115 7L112 8L110 13H109L108 12L110 10V8L108 7L109 4L106 6V4L109 3ZM234 1L236 4L234 3ZM45 2H47V0ZM49 2L54 3V0H52V2L51 1H49ZM102 2L105 4L104 9H103L104 4ZM84 3L86 5H84ZM122 3L125 4V8H127L126 11H125V8H124ZM183 3H184V5H183ZM47 4L45 3V5H47ZM144 4H146L145 9H144ZM181 4L183 6H181ZM36 6L40 8L39 9L40 11L39 10L37 11L38 8H35ZM119 6H120V8H118ZM170 6H172V7H170ZM243 6H245V7H243ZM21 7H22V5L20 6V10L24 9L23 7L22 8ZM24 7H25V5H24ZM107 8H108V11H107ZM182 8H184L185 10ZM18 9H16V11H18ZM52 9L50 8L51 12L48 14H52L53 17H51L49 15V18H54V16H56V17H58V20H59V14H61L62 9H61V12H58V11H60L58 9H54L52 12ZM95 9H96V11H95ZM161 9H162V12H160ZM247 9H249V11L252 9V11H250V12H253V14L252 13L248 14L249 11L245 12ZM14 10H13V13H15ZM115 11H116V13H115ZM132 11H133V13L131 14ZM186 11H187V13H186ZM43 12H45V11H41V13H43ZM48 12H49V10H48ZM107 12H108V14H107ZM125 12H127V13L129 12L128 16L130 14H131V16H129V17L126 15L124 16ZM26 13H29L28 14L29 16L32 13H33V15H31L32 17L30 16V18L29 17L26 18V15H27ZM102 13H103V15H102ZM244 13L246 16L245 18L243 17ZM44 14L45 13H43L42 15L40 14V16L44 17ZM116 14H123L125 20L124 19L121 20L123 18V17H121V15H119V17H121V19H119L118 17H116V16H118ZM17 15L21 16L22 13L17 12ZM65 15L63 14V16H65ZM133 15H134L135 19L137 17V19H139V21L142 20L141 23L139 22L141 24L140 30L138 29L139 24H137L138 27L135 25L136 26V28H135V26L133 25L135 29L131 28L135 32L133 31V33H132L129 28H128V30H130V31L123 32L122 28L125 27V25H127V26L130 25L131 19L133 21ZM18 16L16 17V14H15V17L17 19H18ZM60 16H61V19H63L62 18L63 16L62 15H60ZM206 16H207V18H206ZM236 16L238 18L240 17L239 20H238V18L236 19ZM23 17H22V19H23ZM66 17H64V18H66ZM113 17H114L115 21L111 20V18L113 19ZM151 17L153 19H151ZM181 17H182L181 21H183V22L180 21ZM34 18L36 19L37 15H36V17H33V19ZM44 18H47V15ZM96 18L98 20H96ZM209 19H211V21ZM20 20H18V21L20 22ZM27 20L23 19L22 22L25 21L27 24ZM151 20H153V21H151ZM233 20H234V22H233ZM33 21L34 22H32V23H34L35 25H36L35 22H38V20L37 21L33 20ZM96 21H97V24L95 23ZM99 21H100V23H99ZM225 21H227V22H225ZM84 22L85 23L88 22V24L90 22V26L86 23L87 24V29H86L87 31L84 30ZM122 22H124L126 24L124 25V23L122 24ZM128 22H129V24H128ZM94 23H95V26L93 25ZM256 23H257V25H256ZM23 24H24V22H23ZM29 24L30 23H28L27 26H29ZM105 24H106V26H104ZM134 24H135V22H134ZM30 25L32 26V24H30ZM41 25H43V23ZM75 26H76V28H75ZM33 27H34V25H33ZM38 27H39V25L37 26V28ZM90 27H92V29ZM142 27L148 28V30L145 28L143 29ZM152 27L156 32H154V30H153V32L152 31L151 32H152V34L156 33V36L150 35V36H152V38L148 39V34H149V30H150L149 28H152ZM156 27H157V29H161V31H162V33H160L161 35L160 34L157 35ZM25 28L28 29L27 27H25ZM65 28H66V34L64 31ZM88 28H90L89 31L94 35H92L91 33H90L91 35L89 34ZM141 28H142V32H143V30H144V33L148 32L147 35L145 34L147 37H145L143 35L144 33H142V36L140 35L139 32H141ZM31 29L34 30L35 28L31 27ZM31 29L29 28L30 31H31ZM96 29H97V31H96ZM118 29H119V31H118ZM22 30H24V28ZM67 30H69V31H67ZM123 30H125V29H123ZM136 30H137V32H136ZM120 31L122 32V34L124 33V35L120 34L119 33ZM23 32H25V31H23ZM40 32L41 31H39V33H38V31H37V33H35L34 37H36V35H37V37L39 36L38 38L40 40L41 35L43 37L46 34V36L44 37L45 42H44L43 38H41L44 45L46 43H49L50 41H53L54 37H55V41H57L56 32H55V35H52L53 37L50 36L49 34H47V32L44 33V31H43V34H40ZM136 33L137 34L139 33V36L137 35V37H136V35H135ZM86 34H89V35L86 36ZM95 35H96V37H94ZM133 35H135L137 40H140L141 42L140 41H138L140 43L136 42L135 41L136 39H134L135 42L134 41L130 42L128 39H130L129 37L132 38ZM60 36H58V37H60ZM101 36L104 38L100 39L99 37H101ZM143 36H144V38H143ZM162 36H164L165 38ZM96 38L98 40H93ZM125 38H127V39L124 40ZM46 39H48V40H46ZM74 40H77V41H74ZM82 40L85 44L82 43ZM90 40H91V42H90ZM93 41H95V44ZM109 41H110V43H109ZM41 42H38V43L41 46H44V45H42ZM145 42H146V45H144ZM167 42H169V43H167ZM124 43L127 44L126 46L129 47L128 49ZM93 44H94V46H93ZM107 44H109L108 45L109 47H106ZM149 44L151 46H153L154 48L153 47L151 48V46H149ZM40 45H39V47H40ZM62 46H63V44H62ZM79 46L81 48H83V50L85 51L86 54H84V51L82 49H81V51H83V52H80V53L77 51V49H75V48H79ZM84 46H87V47L84 48ZM91 46H93V47H91ZM134 46H135V48H134ZM148 46L151 49L150 54L148 51ZM39 47L37 48V50H35L36 52H38ZM59 47L61 48V45ZM40 49H43V47H40ZM175 49H177L178 51ZM9 50H11V49H9ZM33 50H32V52H33ZM51 50H55V49L51 48ZM116 50H115V52H116ZM145 50H146V47H145ZM174 50H175V52H173ZM11 51H10V53H11ZM163 51L166 53H164ZM179 51H180V53H179ZM75 52H77V53H75ZM119 52L121 53L122 51H119ZM16 53L17 52H14L15 55L12 54L14 56V58L16 56L18 57V55H19V53H18V55ZM177 53H179V54H177ZM121 54H125V53H121ZM157 54H158V56H157ZM159 54H163V55H159ZM29 55L30 54H28L27 57L24 56V58L20 57V56L18 57L19 58L18 60H21V59H22V61L25 60L24 61L25 64L22 61H19L20 64L17 63L18 61L17 62L12 61V63H13V65H12V63H10L11 62L10 61L9 62V64H11L10 66L11 67L13 66L12 68L15 71H19L18 73L20 75H21V73H23V75H24L23 69H25V68L27 69L30 67L29 63L31 62L30 60L32 58L29 57ZM90 55H93V56H90ZM174 55H176V56H174ZM31 56L34 57L33 53L31 54ZM80 56H81V58H80ZM87 56H89L90 58ZM136 56H137V54H136ZM28 58H29V61L27 60ZM91 58L93 59V61H90V60H92ZM116 58H117V60H116ZM40 59H42V58H40ZM113 59L116 62L115 64H117L116 66L118 67V65H119L118 69L116 67H115L116 69H114V66L112 65V64H114V61H113V63H111V61ZM136 60H138V61L140 60V61L136 62ZM151 60H153V61L151 62ZM26 61L28 62L27 65H26ZM89 61L93 62V63L89 64ZM101 61L103 62V64ZM160 61H162V63ZM21 62H22V64H21ZM97 62L98 63L100 62L102 65H105V66L103 67L100 63L98 64ZM104 62H105V64H104ZM108 62H110V66L109 65L107 66ZM120 62H121V64H120ZM7 63H8V61L5 63L6 66H7ZM72 63H73V61L70 62V66H71V68H74V66H76V64L74 63L73 64L74 66L72 67ZM159 63H161L162 65L164 64L163 65L164 68L165 69L167 68L166 71L164 68H162L163 66L161 64L159 65ZM2 64H3V62H2ZM28 65H29V67H28ZM98 65H99V68L100 67L101 68H100V70L97 69V71H95V73H94V69L96 70ZM77 66H76V68H77ZM80 66H78V67L80 68ZM129 66H127L126 68H129ZM155 66L156 67L160 66V69L159 68L158 69L161 70V68H162V70L160 72H157V70L155 69ZM177 66H178V68H177ZM111 67L116 72L114 70L112 71ZM108 68H109V70L106 71V69H108ZM153 68H154V70H153ZM4 69H2V66H1V71L3 70L4 74L1 71H0V73H2L3 79L5 78L4 81L9 83V81L7 80L8 76L9 77H10V75L14 76V71H13V69H10L12 73L11 72L5 73L7 69L5 71H4ZM20 69L23 72H21ZM89 70H92V71H90V73H89ZM172 70L174 71V73H172L173 72ZM79 71L81 72V68L79 69ZM109 71H111V72H109ZM126 71H128V70H126ZM123 72H125L124 69H123ZM154 72H155V74H154ZM100 73H98V74H100ZM151 73H153L154 76ZM134 74L132 76H134ZM148 74H150L151 76ZM5 75L7 78L5 77ZM75 75H76V73H75ZM163 75H162V77L159 76L161 78V80L163 78ZM15 76H16V73H15ZM24 76H25V78L27 77L26 75H24ZM148 76H150V78H148ZM164 76H166V74ZM172 76H173V78H171ZM167 77H164V78L166 79ZM15 78L17 79V81H21V79H19L18 77H15ZM37 78H38V76L31 77V75L30 76L28 75V77L25 79V82H23V83L26 85L29 82L28 84H30V82H35L37 80ZM136 78H138V77H136ZM3 79L0 78V88L4 87L6 85L5 82L1 83L3 81ZM13 79H14V77L13 78L11 77V79H9V80H11L10 82H12ZM81 79H80V81L83 82ZM22 81H24V79ZM149 81L147 83H149ZM15 82L16 81H13L12 84H14ZM48 82L54 83V80H50ZM21 88L16 86L15 87L16 92L15 93L9 92V93L11 95L17 94V93H18V95H21L24 92V91H22ZM165 89H168V88L166 87ZM195 90H198V93L195 92ZM170 91H171V93H170ZM4 92L8 93L7 91H4ZM139 92H141V91H138V93ZM194 92H195V94H194ZM138 93H137V91H135L134 94L139 95L138 97L140 98L141 94H138ZM136 95H135L136 98L133 97L134 96L133 95L131 100L133 101V98L135 99V102H133V104L135 105L134 106L135 108L134 107L133 108L136 110V107H138L139 111H138V109L136 111L140 112L142 109L140 110L139 107L141 106V108H142L144 105L141 103V101L139 102V100H140L139 98H138L139 100L136 101V99H137ZM21 96H22V98L16 97L17 99L18 98H20V99H19L18 103L16 102L17 106H12V107H18V104H20V105L22 104L21 107L26 108L25 111L28 110L30 112L33 108H36L38 105H40L37 108L38 111L49 110L50 108H51L50 110H55V108L57 107L58 104L59 105H58L57 109H59V107L61 106V102L58 101L59 99L53 100V98H52V99H49L47 101L42 99V102L40 101L41 104L40 103L37 104V100H35L36 101L35 102L34 99H32L31 97L29 98L28 102H25L24 100H26V99L25 98L23 99V97L26 96V94L25 95L22 94ZM143 96H144V94H143ZM143 96H141V100H142ZM164 96L165 97L168 96L167 98H169V96H173L172 90L169 89V93L167 91L166 93H164ZM3 97H4V95H3ZM8 97H9V95H8ZM174 97H175V95H174ZM16 98H15V95L12 97L10 96V99H12V101L14 99L15 100L12 103L10 101V99H8L11 104L10 103H9L10 105L6 104V105H9V108H10V109L8 108L7 111L11 110V105H13V104L16 105V103H14L16 101ZM170 98H172V97H170ZM179 98H181V97L179 96ZM193 101L195 102V107L194 106L192 107V105L194 104ZM136 102H139L140 105L139 106H138V104L136 105ZM189 103H190V105H189ZM191 103H192V105H191ZM2 104H4V103L2 102ZM33 104H37V106L33 105ZM20 105H19L20 111H18L19 108L17 111L24 113L23 112L24 110L20 107ZM0 106L2 107V105H0ZM23 106H25V107H23ZM182 106H181V108L183 109ZM6 107H8V106H6ZM6 107L1 108L0 111ZM167 107H168L167 104H165L164 109ZM21 109H22V111H21ZM3 113H4V111H3ZM25 114H26V112H25ZM39 116L40 117H38V119L40 121L42 119V117L40 114H39ZM18 119H20V118H18ZM17 121H19V120H17ZM20 122H22V120ZM7 126L8 125L6 124L5 127H7ZM188 127H189V129H188ZM51 132L55 133L54 130H52ZM51 132L49 134H47V136L49 135L48 138H50ZM23 137H25V136H23ZM23 137L21 139L19 137L21 144H22ZM7 138L8 139H6L5 142L6 141L8 142L9 139H11V141H12L11 137H7ZM16 139L19 140L18 137L17 138L15 137V139L13 140L15 145L10 146V147H12L11 149H10V147H7L9 153H10V151H12L13 146L16 147V149L18 151L19 150L21 151L22 145H21V147H20V145H19V147H18V145L16 146V143H18L15 141ZM130 139H133V138H130ZM184 139H185V141H184ZM24 140L25 139H23V142H24L23 145L25 146V142H26V140L28 141V139H26L25 141ZM29 140L30 141L26 145L28 152L25 153V152H23L24 151L23 150V151H21V154L23 153L22 155H20V153L18 152L17 154H19V156H17V154H16L15 155V157H17L16 159L21 158L24 160L26 157L31 158V157H34L36 155L37 156L43 155L45 152H46V154H53L54 153L55 155H57L62 151L61 150L62 147H63V149H66V151H67L66 153H68L67 148L72 150L74 148L73 143H75L72 140L63 141L62 147L60 148L58 146L57 142H54V143L52 142L51 144H47V143H49L48 142L49 139H47L46 136H45V139L43 138V140L42 139H40V140L39 139H32V140L29 139ZM190 140H189V142H190ZM196 140H199V141L196 142ZM192 141H191V143H192ZM65 146H66V148H65ZM105 146L108 147L109 143L102 144L101 148H105ZM44 148H45V150H44ZM7 149H4V150L6 151ZM14 150H15V148H14ZM14 150H13V152H14ZM3 151L1 152L2 155L5 153V152L3 153ZM8 151H6L5 154H7ZM13 152H11V154ZM9 153H8V156H9ZM5 154L3 156H5V158H6ZM68 155H69V153H68ZM11 156L12 155H10V157ZM8 159H9V157H8ZM8 159L6 158V160H8ZM2 161H4V160H2ZM0 162H1V160H0ZM216 162H217V164H216ZM3 163H5V162H3ZM162 168L164 170L168 171L167 165L162 164ZM27 171H28V169L26 168L21 173L23 175L25 174V176H26ZM141 171H143V173H144V170H140V172ZM197 172L198 171L195 170V171H192L189 173L188 171L182 169L177 173V176L178 177H186V176L191 175V174H197ZM143 173L141 172V174H143ZM201 173H206V172L203 171ZM22 177H24V176H22ZM132 189L136 190L137 187L132 186ZM235 189H237V190H235ZM240 189H241V191H240ZM70 191L71 190H69V191L68 190H63V191L59 190L58 192L53 191V193L55 192V194L52 197L50 196L51 202H52V200L54 201V203H56V201H57V203L59 202V204H58L59 206L64 207L65 204L64 205L62 204L63 200L65 198H67L68 194H69L68 196L73 194V193H70ZM47 192L48 191H46L45 193L41 192V193L37 194L38 196L36 194L31 195V193H29V194L27 193V196L29 195L28 197L26 195H24L25 197L13 195L15 197V200L14 199L12 200L11 198L13 196L10 195V193H11L10 189H7V190L0 189L1 200L4 198L7 199L6 202H3L2 204H0V230H1L0 231V253H1L0 254V261H1L0 264H87V263L88 264H107V262L112 263V264L113 263L114 264H127V262H128V264H132V263H130L133 260V257H131V256L132 255L134 256L135 254H131V253H135L134 249L138 250V248L141 247L142 245L144 247V245L146 244L145 242H147V240H149L147 238L150 235L152 238L153 235L156 234L161 229V227H156L151 232V234H149V236L143 240H142V238H138V239L136 238L137 240H134L133 238L132 239L125 238V237L121 238L119 234H117L118 236H115L116 233H115V235L113 234V237H111L112 234L110 235V232L111 233L113 232L112 231L113 226L114 227H116L118 225L120 226V223L123 226V224L126 225V224H129L130 222L132 223V222L143 221L144 219H146L147 214H148L147 212H149V209H151V206H147L146 208L145 207L139 208L140 210L138 209L135 212V214L134 213L129 214L130 217L126 216L125 218H122L121 216H118V215L113 216V214H110V215L107 213L105 214V212H108L111 209V206H108L104 203H100V206H101V209L99 206L100 213L99 212L97 213L98 216L95 214V216H97L95 218L99 217L98 219L100 221L102 219L104 221L102 220L101 224H100V221L97 220L98 222L96 224L98 226L94 224L95 227L97 226L96 229H94L95 228L94 225H92V227H91V225H90V227L88 226L89 222H85L87 224V226H85L84 223L81 225L79 223V221L77 222V220L79 219L80 216L82 217V219L80 217L81 221L82 220L84 221V219L87 220V218H88L87 216H90L91 212L88 211L89 214H87V209H85V208H84L85 211H84V209L81 210L82 208L81 209L78 208L79 210H77V208H76L77 211L75 210V213L73 210L72 213L74 215L70 216V214H69V216L72 217V220H69L66 218L67 214H68L67 209H64V214L66 212V216L62 213L63 210H62V212H61V210L55 211L54 206H53L54 210L52 211L50 209V207H51L50 205H49V207L46 206L47 202L51 203L49 201V198H48L49 194L51 195V192H48L49 194ZM257 193H258V195H257ZM63 195H65V197ZM71 196L73 197L74 195H71ZM259 196H261V197H259ZM34 197H37L36 200H38V202L40 201L39 200L40 198L43 199L45 197V200L47 199L46 204H44V203L39 204V205L36 204V206H35V204H34L35 202L33 203V201L35 200ZM61 197L62 198L64 197L63 200L61 199ZM72 197L71 198L68 197V198H70V200H69V202H67L68 200L66 201L67 204L71 205ZM33 198H34V200H33ZM60 199L62 201L61 205H60V202H61ZM248 199L250 201H248ZM45 200H43V201H45ZM254 201H255V203H254ZM29 204H30V206H29ZM59 206L56 208L57 210L59 209ZM62 207H61V209H62ZM161 207L163 209L166 206H161ZM184 207L185 206L183 204L182 205L181 204L176 205L173 209V212L170 215H172V217H177L179 214H182L180 212H182V209L184 210ZM2 210H3V212H2ZM4 210H5V212H4ZM176 213H177V215H176ZM259 213H261V214H259ZM76 214H78L77 217H76ZM13 215H14V217H13ZM182 215L188 216V215H190V213L183 212ZM108 216H110V217H108ZM76 218H78V219L75 220ZM105 218L109 220L108 224L106 223L107 220ZM216 219H218V216L216 217ZM88 220H89V218H88ZM182 220L185 221L184 219H182ZM201 220H202V218H201ZM201 220H200V222L204 224L203 227L206 226L205 223L207 221L203 222V220L202 221ZM213 220L215 221V218H213ZM183 221H181L182 222L181 223L179 220H177L175 223L171 222L172 224L171 225L169 224V225L170 226L174 225V226H172L173 229H174V227L177 229V226H179V228L182 226L180 224H183V223L185 224V222H183ZM192 221L191 222L188 221L189 224H187V222H186L187 225L183 226L185 228H183V227L180 228L181 233L183 232V230L185 231V229H186L184 234L182 233L183 236L186 233H188L187 235L193 236L191 234L192 233L191 231H193V229L196 227V229H194V231H193V233H195V231L198 230V228H197L198 225L199 224L201 225V223L198 220L192 219ZM214 221H213V223H214ZM104 222H105V225H109V226H110V222H111V224H112L111 228L109 226L105 227ZM216 222H217V220H216ZM219 222H221V220ZM222 222H223V220H222ZM234 222H235L234 219L233 220L231 219V221L226 220V221H224L225 224L222 223L221 227L218 226V229H216L217 231L216 230L214 231V233H216V235L219 234L218 235L219 237L221 236V234H223L222 232L226 233V232L230 231L229 233H227V236L225 238H224L225 235L223 236L224 240L226 238H230V240H227L228 241L227 244L232 243L233 238L235 239L236 238L235 235L238 234V231L236 233V231L234 229V226H235L234 224H237V223H234ZM252 223L253 224L255 223V224L253 225ZM115 224H117V225L115 226ZM215 224L216 223H214L213 225H215ZM219 224H221V223H219ZM79 225H80V227H79ZM77 226L79 227L78 229L80 230L81 234L83 233V236L81 235V237L83 239H81V237L78 235L80 233H79V230L77 229ZM192 226H194L193 229H192ZM232 226H233V230H234L233 232L231 230ZM248 226H250L251 228ZM252 226H253V228H252ZM200 227H202V226H200ZM215 227H217V226H215ZM100 228L102 230L106 231L107 234L109 232L107 237L105 236V235H107L105 232H104V236H103V234H101V236H100V234L99 235L97 234V230L98 231L101 230ZM168 228H171V227L168 226ZM221 228H223V229H221ZM75 231H76L77 235H75L76 234ZM70 232L71 233L74 232V233H72V235L74 234L76 237L79 236V240L75 239L74 238L75 236L74 237H71V235L69 236L68 233H70ZM189 232H190V234H189ZM205 232H206V234H205ZM243 232H245V231H243ZM95 233L97 234V236ZM211 233H212V231L203 230V228H202V231L195 233L196 235L194 236V240H197L198 238L206 236L207 234L209 235ZM234 233H235V235H234ZM179 234H180V232H179ZM84 235H85V238H84ZM86 235H87V237H86ZM94 235H95V237H93ZM91 236L93 237V239ZM218 236H216V237H218ZM185 238L189 239V237H186V236H185ZM220 238H222V237H220ZM194 240L191 239L192 243L190 242V239L188 240L189 243L186 242V240H185V244L187 245V243H188V246L190 244L193 246ZM198 240L195 242L196 245L198 243ZM90 242H92V244L94 246L100 248L101 250L99 249L100 250L99 252L97 250V252H98L97 253L96 250L94 249V246L89 245ZM200 243H201V241H200ZM196 245L194 246L193 253H198V252L200 253L201 250H197V248L200 249L199 244L197 245V248H196ZM195 250H196V252H195ZM93 251H95L96 254ZM7 252H8V254H7ZM93 253L96 256L98 254V256L96 257L98 259L97 260L98 262H96V258H94L95 255ZM122 255H123V257H122ZM129 259H131V261ZM139 260L141 262H145L147 264H150V262L152 261L148 258H145V256H144V258L143 257L139 258ZM112 261H114V262H112ZM115 261H116V263H115ZM123 261H124V263H123ZM145 263H143V264H145ZM173 263L175 264V262H173ZM138 264H140V262ZM178 264H180V263H178ZM251 264H254V260L251 261Z\"/></svg>", "mask_w": 264, "mask_h": 264}]
</instances>
